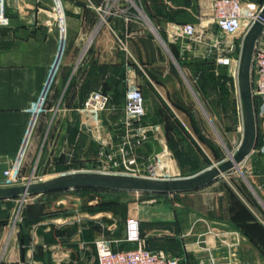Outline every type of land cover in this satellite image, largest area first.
Here are the masks:
<instances>
[{"label": "crops", "instance_id": "1", "mask_svg": "<svg viewBox=\"0 0 264 264\" xmlns=\"http://www.w3.org/2000/svg\"><path fill=\"white\" fill-rule=\"evenodd\" d=\"M246 1L261 4L264 0ZM142 2L147 15L164 32L168 21L204 25V42L195 44L193 50L182 51V44L169 42L166 32L165 40L176 59L211 60L217 72L220 66L209 49V43L219 36V28L209 16L212 0ZM105 3L60 0L66 25L65 51L26 154L40 147L38 138L49 110L58 107L59 126L50 131L46 127L39 144L53 148L65 121L78 127L83 118L80 109L91 91L110 96L108 109L100 115L105 125L101 132L113 131L120 137L125 129L124 101L130 82L145 96L143 121L157 126L137 150L138 157L161 151L165 142L178 166L186 171L183 176H188L227 159L224 147L228 153L236 152L243 138V115H233L231 125L225 127L223 115L210 117L199 102L205 115L201 114L177 77L182 74L189 85L185 74L190 66L179 67L173 61L145 19L114 15L102 21L96 6ZM55 11V0H0V15L10 18L9 25L0 26V178L7 162L21 149L33 106L58 55L61 30ZM204 69L209 71V67ZM61 83L65 93L54 101ZM190 89L198 99L196 90ZM255 109L258 136L241 162L243 173L232 169L191 191L151 192V201L139 205L137 216L150 248L164 249L178 257L180 264H212L213 259L264 264V96L255 100ZM214 121L216 136L208 129ZM84 132L89 136L84 150L94 147L96 151L97 141ZM61 192L53 199L50 193L26 199L0 197V264H97L96 238H123L129 213L122 215L110 206L90 204L92 199L75 188ZM129 246L128 242L117 245Z\"/></svg>", "mask_w": 264, "mask_h": 264}, {"label": "built area", "instance_id": "2", "mask_svg": "<svg viewBox=\"0 0 264 264\" xmlns=\"http://www.w3.org/2000/svg\"><path fill=\"white\" fill-rule=\"evenodd\" d=\"M142 0H106L103 5L96 6L102 21H107L114 15H122L127 20L132 19L129 13L130 5H136ZM56 3V19L61 30L60 47L55 63L51 68L48 81L33 106V118L29 129L22 142L21 149L15 159L7 162L2 171L0 185L25 184L31 180L23 181V168L28 144L34 131L40 114L46 110V101L53 79L61 64L66 44L65 17L60 0ZM264 7V1L259 4L246 0H212L210 18L219 28V36L209 43V49L214 51L215 63L218 66H234L239 70L240 53L237 56L234 45L229 44V39L240 38L241 48L247 31L254 22L260 18V12ZM205 16H201L203 22ZM10 18L0 15V26H7ZM168 40L171 43H181L182 51L194 49L195 44L204 42L205 26H198L194 22L168 21L164 26ZM62 48V50H61ZM61 50V52H60ZM242 50V49H241ZM237 57V62L236 61ZM252 93L255 97L264 96V19L263 30L258 37L253 54L251 66ZM110 96L103 91H91L85 99L80 111L83 115L81 127L97 141L99 154L102 158L101 169L104 172L115 173L122 170H136L141 176L154 178L180 177L179 171L173 164L172 150L164 142L161 151L154 153L153 162L146 165L138 160L137 150L149 139L151 133L157 131V126L143 121L146 115V99L142 89L130 82L125 94L124 132L117 136L109 131L103 134L105 127L100 115L108 109ZM124 170V171H125ZM148 172L149 175L142 172ZM139 192V191H137ZM26 195L23 197L27 198ZM100 201L98 197L90 200V204ZM61 201L57 205H60ZM77 210V209H76ZM78 211V210H77ZM222 232L219 231L218 234ZM148 236L142 234L141 221L137 215H130L125 222L123 238L101 235L95 240L97 264H180L179 258L171 255L164 249H152L147 246ZM122 242L131 243L132 246L118 248ZM231 261L223 262L212 260V264H231Z\"/></svg>", "mask_w": 264, "mask_h": 264}, {"label": "rangeland", "instance_id": "3", "mask_svg": "<svg viewBox=\"0 0 264 264\" xmlns=\"http://www.w3.org/2000/svg\"><path fill=\"white\" fill-rule=\"evenodd\" d=\"M129 13L132 15L133 18L141 17L142 19H145L146 23L151 29V32L156 35V31L153 25H151H155V23L153 22L151 17L147 15V11L142 1L138 2V7L136 5L131 4L129 8ZM155 27L165 39L163 30L158 28L156 25ZM229 44L235 45L237 56L239 55V53L241 55L242 48L240 38L229 39ZM236 44L238 47L236 46ZM162 45L164 44L162 43ZM177 61L182 67L183 65L190 66V69H188V73L186 72L185 74L189 85L186 82L185 78L182 76V74H177V77L184 84L186 91L189 93V99H191V101L195 105H197V107L200 109L199 111L201 114L205 115L203 109L201 108L202 106H204L206 112L209 114L210 117L212 116V114L216 113H218L219 115H223V122L225 127L231 125L233 115H243V106L239 94L238 69L236 64L231 67L220 66L217 72L215 71V79L211 82L208 78L209 71L204 69V67H210L212 65L211 60L203 61L202 63L200 61L195 60L182 61L181 59H178ZM235 62H237V57ZM174 65L175 63L173 62V69L177 71V65ZM189 86L193 87L196 90V92L198 93L197 96L199 101L192 93ZM62 93L64 94L65 92H63V87L61 83V85L57 88L55 92L54 101H56L62 95ZM257 98L259 97H256V99ZM199 102L202 103V106ZM57 111L58 107L46 112L43 122V128L40 132V137L38 138L39 142L41 140L43 141V133L46 127L49 128V131L52 129H57L56 126L58 124V121L57 116H55V113ZM220 117L221 116H219V120H221ZM214 124L215 125L210 122L208 126V129L213 135H215L216 129H218L215 121ZM60 129L62 131L60 130L59 136L54 138V144L52 145L53 148H49L45 146V144L42 145L38 142V145H40V147H35L33 148V151L26 154L23 168V181H41L58 175L83 171L104 172L101 169L102 158L99 154V147L97 146L96 151H94V147L87 148L86 150H84L85 145L87 143V145H89V136L84 132L80 124L77 127L71 122L65 121L63 122V124H61ZM226 146L229 147L228 144H226ZM224 150L227 157V148L224 147ZM154 155L155 154L143 158L138 157V160L144 161L145 164L148 165L153 162L152 157ZM172 160L173 164L179 171V176H183L184 172L186 171H184L180 166H178V163L176 162L173 154ZM124 170L115 173L141 176L139 175L140 173L136 170ZM142 173L146 175L150 174L148 170ZM76 191L85 195L86 197L96 196L99 199L102 198L103 200L107 201V203H109L110 207L115 213L117 212L122 215L129 213V216L137 215V209L139 205L141 203L148 202L149 200L151 201L152 199L150 197L151 192H116V190L108 189H94L85 191L82 190L83 192H81V190ZM60 194H63V192H53L48 195H50V199H53L59 196Z\"/></svg>", "mask_w": 264, "mask_h": 264}, {"label": "water", "instance_id": "4", "mask_svg": "<svg viewBox=\"0 0 264 264\" xmlns=\"http://www.w3.org/2000/svg\"><path fill=\"white\" fill-rule=\"evenodd\" d=\"M263 19L264 7L260 12V18L254 22L243 39L238 70L239 94L242 101L244 118L243 138L236 152L232 153L229 150L227 159L192 175L167 179L94 171L68 173L41 181H29L25 184L0 185V197H25L26 195L41 194L78 187H97L157 193L182 192L198 189L212 182L220 175L235 168L243 173L241 162L253 150L258 136L255 98L252 93L251 66L256 41L263 30ZM151 25H153L160 41L164 44L172 55L174 61L180 67L166 40L158 32L155 25Z\"/></svg>", "mask_w": 264, "mask_h": 264}, {"label": "trees", "instance_id": "5", "mask_svg": "<svg viewBox=\"0 0 264 264\" xmlns=\"http://www.w3.org/2000/svg\"><path fill=\"white\" fill-rule=\"evenodd\" d=\"M164 32V31H163ZM164 35H165V32H164ZM172 50L175 52L174 48L172 47ZM208 78H209V81H213L215 79V66H213V64L209 67V72H208ZM255 100H256V97H255ZM76 190H81V192L85 191V190H94V189H106V188H97V187H78V188H75ZM83 190V191H82ZM108 190H113V189H108ZM63 190H60V191H53L54 193H57V192H61ZM53 192H47V193H53ZM95 196H92V197H88L89 199H93ZM99 206L102 205V207H108L110 206L109 203H107V201L103 200L102 198L100 199V201L98 203ZM89 206H92V205H89ZM111 208V207H109ZM113 210V209H112ZM141 231H142V234H145L142 230V226H141ZM149 239V238H148ZM148 239H147V246H148ZM149 247V246H148ZM150 248V247H149ZM154 249V248H152ZM155 249H158V248H155Z\"/></svg>", "mask_w": 264, "mask_h": 264}]
</instances>
